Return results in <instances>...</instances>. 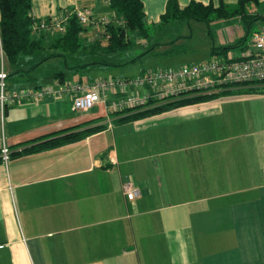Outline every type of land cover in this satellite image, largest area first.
<instances>
[{
    "label": "crops",
    "instance_id": "crops-1",
    "mask_svg": "<svg viewBox=\"0 0 264 264\" xmlns=\"http://www.w3.org/2000/svg\"><path fill=\"white\" fill-rule=\"evenodd\" d=\"M142 2L147 24L159 28L167 0ZM72 8L116 16L107 14L108 0H32L31 13L49 19ZM213 21L205 35L211 40L210 30L215 46L244 39L237 19ZM255 27L264 29V19ZM87 28L89 39L102 29ZM51 62L30 74L48 73ZM7 81L34 86L28 75ZM120 117L102 105L73 110L69 97L7 107L0 116V149L5 143L11 152L0 159V264H264V93L240 88L136 120ZM100 124L76 142L16 154L45 136ZM126 180L139 191L133 199L123 191Z\"/></svg>",
    "mask_w": 264,
    "mask_h": 264
},
{
    "label": "trees",
    "instance_id": "trees-1",
    "mask_svg": "<svg viewBox=\"0 0 264 264\" xmlns=\"http://www.w3.org/2000/svg\"><path fill=\"white\" fill-rule=\"evenodd\" d=\"M108 4L116 16H113L104 28L99 29L98 37L89 39L91 29L82 25L75 14L69 16L64 32H56L51 35L42 32L36 35L31 30L35 19L31 15L32 0H0L1 48L4 60L7 61L10 68L7 79L28 75V82L34 86H40L44 80L48 79L55 78L59 82L69 80L70 77L91 65L120 66L127 63L128 61H124V56L133 43L138 39L147 40L149 37L150 27L145 18L143 2L142 0H108ZM253 6L260 8L261 11L253 12L251 10ZM73 10L74 8L65 14ZM233 18L237 19L245 28V37L239 41V44L217 47L209 30L212 53L228 56L231 49L237 46H243L242 49H244L247 46V39L253 32V24L264 19V0H237L234 5H227L222 1L214 5L212 0L208 3L193 0L183 7L180 6L179 0H167L166 9L160 16L159 24L178 21L189 23L193 20L206 23L209 26L210 22L215 19ZM105 35L109 37L106 38ZM50 60L60 61L61 67L53 65L49 68L48 73L35 76L30 74ZM78 81H82V77L78 78ZM240 88L245 92L264 93V82L238 85L211 94L195 93L150 108H137L113 113L121 115L118 118L120 122L136 120L175 107L232 94L235 89L238 91ZM103 127L104 125L100 124L81 131H73L71 128V130H63L41 138L35 144L16 152V154H25L76 142Z\"/></svg>",
    "mask_w": 264,
    "mask_h": 264
},
{
    "label": "built area",
    "instance_id": "built-area-1",
    "mask_svg": "<svg viewBox=\"0 0 264 264\" xmlns=\"http://www.w3.org/2000/svg\"><path fill=\"white\" fill-rule=\"evenodd\" d=\"M71 14H75L84 26L104 28L111 20L109 17L94 18L89 8H76L59 17L34 19L31 30L34 34L62 33ZM31 15L33 16L32 13ZM0 60L1 117L10 105L23 101H39L45 97H69L73 110L89 111L97 105H102L106 110L120 112L162 105L195 93L211 94L238 85L264 82V29L252 32L247 46L239 55L216 54L198 63L148 69L129 78L66 80L55 85L10 87L4 69L2 49ZM9 155V147L3 143L0 149L1 160L6 162ZM123 191L128 199H133L139 194L138 189L129 180L123 183Z\"/></svg>",
    "mask_w": 264,
    "mask_h": 264
},
{
    "label": "rangeland",
    "instance_id": "rangeland-1",
    "mask_svg": "<svg viewBox=\"0 0 264 264\" xmlns=\"http://www.w3.org/2000/svg\"><path fill=\"white\" fill-rule=\"evenodd\" d=\"M107 10V14H109L110 7ZM213 22L215 21H211L212 24ZM207 26L203 22L191 21L177 24L173 28L166 23L159 28L150 27L147 40H136L126 52L125 60H123L128 61L127 63L120 66L91 65L75 76L78 78L82 75L84 79L92 77L129 78L148 69L176 67L208 60L214 55L210 53L211 40L205 35ZM210 28L213 29L212 26ZM257 28L255 27L254 30H258ZM3 63L5 72L8 73L10 68L7 66V61L4 60ZM50 65L61 67L62 64L60 61L54 60ZM20 82H22L20 84H26L27 81L20 79ZM27 84L30 85V83Z\"/></svg>",
    "mask_w": 264,
    "mask_h": 264
}]
</instances>
